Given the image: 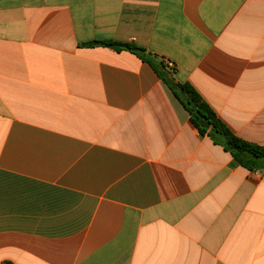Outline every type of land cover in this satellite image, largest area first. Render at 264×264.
I'll use <instances>...</instances> for the list:
<instances>
[{
	"label": "crops",
	"instance_id": "crops-1",
	"mask_svg": "<svg viewBox=\"0 0 264 264\" xmlns=\"http://www.w3.org/2000/svg\"><path fill=\"white\" fill-rule=\"evenodd\" d=\"M96 41L264 146V0H0V264H264V170Z\"/></svg>",
	"mask_w": 264,
	"mask_h": 264
},
{
	"label": "trees",
	"instance_id": "trees-1",
	"mask_svg": "<svg viewBox=\"0 0 264 264\" xmlns=\"http://www.w3.org/2000/svg\"><path fill=\"white\" fill-rule=\"evenodd\" d=\"M95 44H101L116 51H132L140 56L141 59L150 63L160 78L170 85L175 95L182 102L190 115L192 124L197 128L201 136L207 135L215 144L221 145L224 150L231 153L240 166L248 170H264V146L256 145L237 137L190 84L176 82L171 74L166 71V66L163 63L153 61L146 54L145 49L133 44L113 41H96L87 43L85 46L91 47ZM3 264L11 263L5 262Z\"/></svg>",
	"mask_w": 264,
	"mask_h": 264
}]
</instances>
